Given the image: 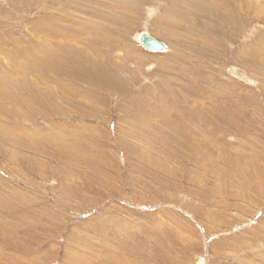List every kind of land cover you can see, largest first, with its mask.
Instances as JSON below:
<instances>
[{
    "label": "rangeland",
    "instance_id": "374dc122",
    "mask_svg": "<svg viewBox=\"0 0 264 264\" xmlns=\"http://www.w3.org/2000/svg\"><path fill=\"white\" fill-rule=\"evenodd\" d=\"M7 1L0 10L14 14ZM165 2L143 1L115 26L118 44L100 46L114 73L93 67V95L84 94L88 79L61 77L77 92H56L53 118L46 103L34 102L37 112L18 98H45L35 70L16 75L0 56V71L17 78L0 84V264H264V13H247L226 33L223 16L203 4L172 33L151 20ZM144 31L167 49L143 48ZM20 108L35 118L15 121ZM23 126L47 134L17 140Z\"/></svg>",
    "mask_w": 264,
    "mask_h": 264
},
{
    "label": "bare ground",
    "instance_id": "6f19581e",
    "mask_svg": "<svg viewBox=\"0 0 264 264\" xmlns=\"http://www.w3.org/2000/svg\"><path fill=\"white\" fill-rule=\"evenodd\" d=\"M143 1L150 2L152 0H8L7 2L9 4V6L11 7L12 11L14 12V14L15 13L16 14L14 15V14L11 13V11H8V10L7 11L3 10V12L0 10L1 11L0 12L1 16L3 17L2 19H0V56H1V59H2V55H3V57H4L3 61L5 63V64L3 62L1 63V61H0V64H2V65L4 64L7 67L12 66L14 69H17L18 71L16 70L15 72H16V75H19V76H22V75H24L26 73V72L23 71L24 68H27V67L33 68L35 70V72L38 74V79L41 80L42 84H45V87L43 89L45 90V93H46V94L43 93L45 95V98H43V97H40L41 94H39V95L37 94L36 95V93H35L34 95L31 96L30 93H29V96H27V95L25 96V95L21 94V92H20L21 95L18 98L22 99L23 102L28 105L27 108H30L31 110H34V111H37V112L39 111L38 108H37L39 105L36 107L34 105L35 104L34 102H41V103H44V104L46 103L45 104L46 105V109H47L46 116L53 118V116H48V115H53L54 114L53 110L52 111L49 110V107L51 106L50 105L51 103L53 105L56 102V100H57L56 99L57 97L55 98L56 92H61V94L64 96V99L72 98L77 92V91H74V90H73L74 92L67 91L68 90L67 88H71V87H67L65 85V83H62V80H64V79H62L61 77L69 78V79H66L68 82H71L70 80H73V79H76L78 82L79 81L80 82L81 81L85 82V78L88 79L91 83L86 82L85 84L90 89L88 91L84 92V94L85 93L87 94V95L85 94V96L93 95L90 91H95L96 88H97V84L99 83V82H96L93 79L94 73L95 74L98 73L97 70H95L94 68H97V67H98L97 69L104 68L106 72H108V70L109 71L111 70V68L110 69L107 68V64H104L105 62H107L109 60V58H108L109 56L106 55V54H102L103 49L100 46L102 45V46L110 49L113 46L118 44L116 42L117 41V36L113 35V34L116 33L115 32V30H116L115 26L117 27L118 24H119V26H121L123 24L126 25L125 22L128 21L127 18L129 16V14L133 15V13L138 12L140 5H143ZM153 1L155 2V1H159V0H153ZM161 1H163V2L166 1V2H165V4H163V8H161V5L159 4V6L161 8L159 10L160 12H158L157 14H154L153 15L154 16L153 17L154 20L153 19H151V20H152L154 26H156V28H157V26L158 27L162 26L161 28H163V26H167L168 27L167 31L168 32L172 31V33H173L174 30H176V28H175L176 26H180L181 25V23H182L184 18L189 17V16H191V14H193V12H191V11H193V10L195 11L196 8H199V9L201 7L203 8V6H202L203 4H207L209 6V8L212 9L211 11H212L213 14H211V15L215 16V14H217V15H220V17H221V15L223 16V18H224L223 21L226 20L227 24L229 25V27H223V30H225V31L227 30L226 33H231V29L234 26L242 25L243 16L251 17L248 14L264 13V5H263L264 3L262 4L263 5L262 6L261 2L260 3L257 2L258 0H242V1L241 0H234V2H232L231 4H229V2L226 1V3L229 4V6L233 5L232 7L231 6L228 7L226 5H223L222 1H220V0H165V1L161 0ZM228 1H230V0H228ZM20 3H21V5H20ZM14 4H16V5H14ZM180 6H182L184 10L182 9V7L180 8ZM35 8L38 9V10L41 9L42 12L38 13V14L36 13L37 15L33 14V13L36 12ZM199 9H197V10H199ZM243 9H245V11H243ZM150 13H151V10H150ZM178 15H179L180 18L177 17ZM181 15H183L184 17L181 16ZM106 17L110 18L111 23L103 22L104 19H106ZM117 17H122V18L119 19ZM181 17H183V19H181ZM215 17H217V16H215ZM14 19H16L19 22L18 24L15 23V24H17L15 26L16 27L18 26L19 29H20V25L23 24L25 26L24 28L27 27L28 31L26 30V32H28V33L24 34L23 31L21 32V30L24 29V28H22L21 30L17 29L18 27L15 28L13 26V24L11 23V22L14 21ZM126 19H127V21H126ZM212 23H214V22H212ZM230 26H232V27H230ZM220 28L222 29L221 26H220ZM153 30H154V28H153ZM144 32H146V31H144ZM261 32H263V30L260 31V33ZM139 34H137V42H139ZM161 34H162V32H161ZM166 34H167L166 37H168V33H166ZM155 35H156V33H155ZM169 36L172 37V35H170V34H169ZM262 36L264 37V35H262ZM162 38H163V36H162ZM168 40H170V39H168ZM259 40L264 42V40H262L261 38ZM253 41H255V40H253ZM161 42L164 44L165 41L164 42L161 41ZM251 44H253V43H247L246 46L248 47L250 45V49L254 50V49H252L253 47L251 48ZM167 45L168 44H166L164 49L161 50V51L166 50L167 49ZM242 47H244V46H242ZM242 49H244V48H242ZM262 50H263V48H262ZM244 52H245V49H244ZM108 53H109V51H108ZM157 53H158V51H157ZM164 53H166V52H164ZM252 54H254V53L253 52L250 53V54L247 53L246 55H244L242 57L248 58V55H252ZM123 59H126L125 55H124ZM21 61H22V63L25 64V66H20L19 65V63H21ZM89 66H91V68L94 67L93 70H95V72H90V74H89L90 76H88V74H86L81 79H77L75 77L77 75V73H80V71H79L80 67L81 68H86V67L88 68ZM68 68L71 69L70 73H69V71H67ZM5 71H6V69H4L3 72L0 71V84H4V87L7 88L6 83L14 81L17 78L15 77V74H13V73L9 74L7 71L6 72ZM197 71H199V70H197ZM17 72L19 74H17ZM48 72L50 74L54 75L53 77H54V79L56 81L58 80V82L56 83V88L55 89L49 88L47 86V83H48L47 82L48 81L47 77H49L48 76ZM111 73H109V74H111ZM9 79L11 81H7ZM23 79H21V80H23ZM35 79H37V78H35ZM106 79H107V77H106ZM111 81H112V79H111ZM210 82H211V80H210ZM234 84H236V83H233V85ZM70 86H71V84H70ZM36 89H37V87H36ZM41 90H42V88H41ZM44 90L42 92H44ZM29 91L32 92L31 90H29ZM1 92H3V91H1ZM213 92H214V90H213ZM39 93H41L40 90H39ZM67 96H69V98ZM177 98H178V96H177ZM34 99H35V101H34ZM209 101L213 102L211 100H209ZM69 102H71V101H69ZM79 105H81V104H79ZM21 108L15 110L13 112V114H12L13 119L15 121H16V118H17V121H23V120L27 119V123L31 122L30 116L33 119L35 117L32 114L30 115L29 111L27 112L26 108H25L26 111L22 110ZM30 109H28V110H30ZM59 112H64L66 115L69 113L67 111H59ZM15 114H18V115H15ZM6 115H10V114H6ZM37 116H38V114H37ZM45 122H46V119H45ZM47 124L51 128H53L55 130L62 129L57 124V122H54L52 120H47ZM63 124L65 126H68V125H66V121L65 120L63 121ZM68 127H70V126H68ZM6 128L12 130L10 127H6ZM36 129L37 130H34L35 132H31L32 135H30L27 127L23 126V127H21V130H15V131H18L19 138L17 137V135H15V137H17L16 138L17 140L24 139V137H27V139H29L31 137L32 138V142L35 143L36 141H38V139L36 141H34V139H33V138H35V134H37V135L39 134V136H41L40 132H42L43 134H47L46 131H45L47 128H45V130L43 128H36ZM23 134H27V135L25 136ZM48 135H46V136H48ZM20 136H24V137L21 138ZM82 137H84V136H82ZM42 139H45V138H42ZM52 140H54V139H52ZM55 140H57L58 143H59L58 138H56ZM47 141H48V139H47ZM25 142L27 143L28 141L25 140ZM197 145H198V143H197ZM51 146H53V145H51ZM54 149H55V147H54ZM260 149L262 150V148H260ZM31 165H32V163H31ZM253 167H254V171H255L256 170V168H255L256 166H253ZM247 169L249 170V168H247ZM244 171H246V170H244ZM247 172H249V171H247ZM241 181L243 182V180H241ZM0 197H1L0 198L1 203L5 202L2 199V195ZM24 214H25V212H24ZM33 217H35V216H33ZM1 226H3V225L1 224ZM25 227H27V226H25ZM0 247H1V245H0ZM2 253H3V251H2ZM259 256H261V255H259ZM6 257L8 258V256H6Z\"/></svg>",
    "mask_w": 264,
    "mask_h": 264
},
{
    "label": "water",
    "instance_id": "95a60500",
    "mask_svg": "<svg viewBox=\"0 0 264 264\" xmlns=\"http://www.w3.org/2000/svg\"><path fill=\"white\" fill-rule=\"evenodd\" d=\"M139 43L143 48L149 51H161L165 47L159 39L147 32H141L139 34Z\"/></svg>",
    "mask_w": 264,
    "mask_h": 264
}]
</instances>
